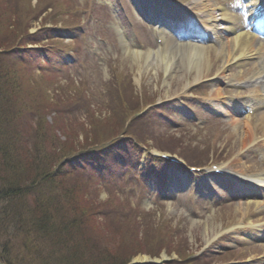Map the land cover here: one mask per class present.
I'll list each match as a JSON object with an SVG mask.
<instances>
[{"label":"trees","instance_id":"16d2710c","mask_svg":"<svg viewBox=\"0 0 264 264\" xmlns=\"http://www.w3.org/2000/svg\"><path fill=\"white\" fill-rule=\"evenodd\" d=\"M19 11L18 7H7L6 0H0V48H5L6 40L9 43L13 29L14 36L21 34L17 30L19 26L14 25V14ZM27 77L23 70H16L0 53V259L10 264H13L8 258L10 239L20 235L23 239L21 248L25 249L30 248L29 241L33 244L57 241L56 244L63 242L67 246L69 243L66 239L74 240L75 229H85L93 210L90 204H86L82 211L79 209L77 198L83 197V193L76 170H73L72 175L63 176L61 169H51L54 159L59 161L75 150L72 140L63 142L56 136L48 141L46 120L42 114L37 120L41 122L40 125L30 133L31 139L38 143L40 149L32 154V149L20 136V132L26 134L29 130L26 122H29L30 104L22 96L31 97L26 89L30 82ZM18 94L23 100H16ZM48 132L51 133L49 126ZM67 136L72 137V134ZM44 144L51 146V150ZM24 145L25 159L22 162L20 147ZM39 151L42 158L39 157ZM69 166L76 168L77 164L71 160ZM64 208L69 210L70 216L64 213ZM97 230L101 233L105 231L101 228ZM91 238L88 237L86 245L80 249L83 260H93L102 253L94 243V238ZM70 251L71 259L65 260L69 264H81L78 251L75 248H70ZM51 256L57 261L54 254ZM34 257L40 259L41 264L48 260L38 251Z\"/></svg>","mask_w":264,"mask_h":264},{"label":"rangeland","instance_id":"374dc122","mask_svg":"<svg viewBox=\"0 0 264 264\" xmlns=\"http://www.w3.org/2000/svg\"><path fill=\"white\" fill-rule=\"evenodd\" d=\"M79 1L83 5L84 4H91L92 7H95L96 10H98L96 17H99V19H92L89 23L85 22V24H83V26H84L83 32L84 33L82 31L80 33H78L77 37L79 38L80 43H78L77 47H76V50H77V54L75 56L76 63H73V66H72V72H73V74H75V77H77L79 79H82V78L86 79L92 86L100 87V89H101L100 90V96L101 97L105 96V98H106L107 90H105L106 95H103L104 92L102 93V90L104 89L103 88L104 83L106 82L105 80L108 81L110 78L113 77L112 68L114 66H116V67L118 66L121 69L126 70L128 72V74H130V76H132V78L134 80V84H135V87H134L135 92L140 93L141 89H142V92L148 91L150 93L151 92L155 93L157 90L162 91V89L165 88V86H166L164 79L161 81V79H159V78L152 77V79L149 78L148 81L143 83V85H142V82H140V80L139 81L137 80V79H140V75H139L140 72L138 71L137 65L133 61H131L133 59L128 56L129 54L127 52H125L124 50L121 51L122 46H121L120 40H119L118 36L116 35L115 30H114V20H111L107 16H106V18H104V16L106 15V13L104 11L105 10L104 6L107 3L106 1H108V0H79ZM110 1L111 0H109V2ZM209 3L212 5L215 2L213 0H211ZM21 6H22L21 10L19 12H17L16 15H14L15 16L14 25H16V27L19 26L17 29H20V30L30 20L33 22V20L31 18L33 17V14H34V7L29 6L28 3H26L24 0H22ZM39 24L40 23H38V22L36 23L34 21L33 25H32L33 29H36ZM82 33H83V35H82ZM10 35H11V37L8 39L9 42L14 40L13 39L14 29H13V32L10 33ZM19 35H20V33L17 35V37ZM102 40H106V41L109 40L110 41V44H108L109 54L106 52V47H104L102 45ZM226 40H227V38L224 40V43H226ZM6 44H7L6 46L9 45V43H7V40H6ZM117 51L119 52L118 55H117ZM98 53H99V55H98ZM225 63L235 65L234 60H231L229 63H227L225 61ZM45 79L53 84L51 78L46 77ZM41 80H44L43 77ZM156 80H158V81H156ZM61 82H63V81H61ZM157 87H160V89H158ZM51 92H52V90H51ZM22 96L24 98V94ZM19 97H20V100H23V99H21V96H19ZM133 99H134V97H133ZM244 103L245 102H243V104ZM194 106L196 108L201 109V107L198 104H194ZM201 110H203V109H201ZM196 114L200 118L206 117V115L201 114L200 111L196 112ZM48 118L53 120V117H51V116H49ZM179 118H180V120L183 121L182 115H179ZM35 120L37 121L38 118H35ZM80 120L85 122V117H80ZM214 121H217V120H214V119L210 120V122H214ZM230 121H232V120H230ZM89 123H90V121H88L87 125ZM123 124H125V121H121L120 119L116 120V125H115L116 129L111 131L108 135H113L116 132H120L119 129H126ZM169 126H171V125H169ZM179 127L178 128L170 127L171 128V130H170L164 126L163 129L168 134L169 133L170 134L176 133V134H178V136L185 137V141H187V142L192 140V138L195 135H197L196 138L194 139V141L198 142V138H199V140L203 138L204 134H202V133L205 130V128L207 127V125L204 128H201L203 130H197L195 128L194 124H191V122H187V126L185 127V130H183V132H181L182 130ZM230 128H231V126H230ZM215 129H221L220 124L215 125L211 129V132L205 131L206 132V135L204 136V140L206 141L205 143L211 144V146L213 147V152H214L211 154L210 153L207 154L205 161L211 160L212 156L216 157L217 154H218V156H222V154H223V156H225L226 154L230 155L232 152H234V150H237V148L239 150L241 145H242L241 134L238 132H233V131H230L227 133L222 132L220 134V136L218 137V139H211V135L215 131ZM157 132L162 133L161 128H157ZM261 136L263 137L264 135H261ZM195 144L199 145V142L195 143ZM200 146L202 149L204 148L202 144ZM246 148H247V151L245 153V156L248 159L251 156L256 157V162H254L255 165L250 164L249 167H255L257 169L260 168V166L262 164V161L260 158L263 155L262 149L258 148V147L250 148V146H247ZM113 156H114L113 154L110 155L111 158ZM113 166H115V171L113 173H115L117 171L118 176H123L125 174L123 182L126 184H125V188L122 189V191L125 194H127V196H125V197H127L126 199H129L132 206H134L135 203L144 202L145 200H148V201L157 200V198L152 196L150 194V192L148 194L147 187L145 188L143 185L144 177L141 174H138L140 171H142L144 169L141 162L136 163V166L134 165V167L132 168V172H129L130 171L129 168H131L129 163L125 164L123 167H121V169H119V167L121 165L114 164ZM147 170H149V169H147ZM132 177H134V179H135V183H134L135 188L133 187V185L131 183ZM157 180L158 179L153 174H148L145 177L146 183H152V182L157 181ZM199 182L201 183V189H203L205 187V186H203V181L200 180ZM214 188H215L214 186H210V191L214 190L216 192V195H219L222 198L225 196V191H223V189H221L220 187H216V189H214ZM188 192H189L188 197L189 196L193 197V195H195L196 197L199 198V200L203 201V198L205 195L204 196L200 195L198 192H196L194 190V187H193V189H191ZM107 198H108V192L106 190L100 192V194L97 195V202L99 204L98 206H100L102 204V202H105L107 200ZM179 199H180L179 202L181 204L178 203V201H176V200H174L173 202L170 201V204H166L165 202L157 200L158 201L157 204L150 205L151 207L144 204L143 206H144L145 210H143L144 208L141 207L140 212L144 216L145 215L150 216L151 220H152V221L150 220L151 222H157V219H159L162 216H165L169 220L171 219V222H172V220H174V218L178 219V221L180 222V223H177L178 225H180L179 234L182 235V236H178V237H181L183 239L182 240L178 239V237L175 234L173 235L172 233L169 234L168 232H163V231H159V230H155V229L144 230V228H142L141 226H137L136 227V229H137L136 234L134 237V243L131 246L128 254H133L135 252H142L143 255L145 254L146 256H150L152 254H151V252H148V251H150L152 249V247L153 248H159V249H162L165 247L167 249L166 252H169L170 249L167 247H170V246L178 247L181 244H185V245L187 244L190 248H192V246H195L194 241L192 240L193 236L190 235L191 231H192V235H194V227H193L192 221H198L197 224L200 225L201 227H203L204 226L203 223L205 222V220H203V219L208 215V213H204V209H202V208H200L196 211H194L193 209L190 211L189 210L190 209L189 206L191 204L190 198L188 200H183V199H186L183 196V197H180ZM205 202H206V199H204V203ZM141 205H142V203H141ZM169 205H171L172 208H170ZM184 205L186 206V209L184 208ZM187 208H188V210H187ZM181 210H187L188 213H183ZM217 212L213 213L215 215L214 216L215 217V223L220 224V221H218L216 219H219L223 213H222V211H217ZM212 220L213 219L208 218V219H206V222L208 221L209 223H211ZM198 231L200 233H203V228H198ZM160 235H167L169 237L171 236L172 240H170L168 242L171 245H167V244H165L164 241H161L159 239ZM144 238H146V240H143ZM186 238H187V240H185ZM198 238L202 239L203 238L202 234H198V237H196V239H198ZM2 242H3V239H2ZM22 242H23V239L20 238L19 236L17 237V239H14L12 241V243H17V250H14V249L9 250L8 258L11 260V262L13 264H32V263L35 264L32 257H33L34 251L38 247H34L32 245H29V247H30L29 249H26V251H22V248H21ZM173 242H175V244H173ZM179 250H181V248H179ZM167 255L165 252L162 254L164 259L169 258ZM152 256H154V255H152Z\"/></svg>","mask_w":264,"mask_h":264},{"label":"bare ground","instance_id":"6f19581e","mask_svg":"<svg viewBox=\"0 0 264 264\" xmlns=\"http://www.w3.org/2000/svg\"><path fill=\"white\" fill-rule=\"evenodd\" d=\"M155 4H156L155 1L152 2L153 6L150 7L148 10L149 15L152 13L156 14L158 12L157 10L154 11ZM201 4L206 7V5L202 0H201ZM250 15L251 13L248 15V18L250 17ZM199 18L202 20V17ZM230 20H233L234 23H233V27L228 28V30H232L233 36L231 37V40L228 42L226 49L224 45L220 46L219 49L220 54L225 50L226 54L230 56V58H235L234 53L237 52L238 54L240 53V57H244L245 59H252L255 56H260L263 62L264 42L261 41L260 38L257 37L255 34H253V32H248L246 30L244 31V29L241 30L242 26L244 25V20L241 11L238 10L235 11L233 14L231 13V17L229 18V21ZM249 21L250 20L246 18L245 22H249ZM155 31L161 34L160 37L164 38L163 45H160V47H158L157 49H148L145 50L144 52L127 50V48L124 49H126L128 53L132 54L134 57L144 59L143 61L145 62L146 66L149 68L154 69L164 66L166 77H174V74H172V70L176 68L179 69L185 68V66L188 64L189 60L191 59L192 54L199 56V59L201 60L206 59L208 46L194 44L192 42H186V43L177 42L173 38L167 35L168 33L165 32V28L156 29ZM124 47H125V43H124ZM249 64L250 62H248L247 65ZM205 65L206 62L201 63L200 66L199 64L196 65L198 73L197 75L194 76L195 80L200 78L202 74V69H204ZM253 65L261 67L258 63ZM253 68L254 67H250L248 70H253ZM193 70L189 69L185 73H189ZM258 78H260L258 81H254V82L247 81V83L243 87L245 92L247 93L252 92L255 96L261 97L262 94L264 93V75L260 77V73H259ZM218 83H219L218 86H220V81ZM215 94L216 95L212 96L213 98L223 97V92H221V89L218 87L216 88ZM257 106L262 108L261 112H259V115H260V121L264 125V98L261 100L260 103H257ZM234 126L238 127L240 131V125L238 121L235 123ZM241 130H243L242 132H243L244 140H247L248 133L251 131V129L249 128V126H247V128H242ZM262 146L264 147V142L262 143ZM147 259H148L147 256L139 257V260L142 261Z\"/></svg>","mask_w":264,"mask_h":264}]
</instances>
